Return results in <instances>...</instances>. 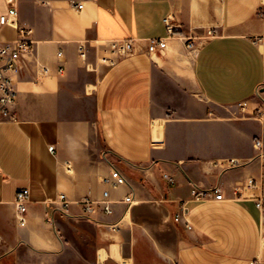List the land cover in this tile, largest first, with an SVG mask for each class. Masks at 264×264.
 Returning a JSON list of instances; mask_svg holds the SVG:
<instances>
[{"label":"crops","instance_id":"0c3cea01","mask_svg":"<svg viewBox=\"0 0 264 264\" xmlns=\"http://www.w3.org/2000/svg\"><path fill=\"white\" fill-rule=\"evenodd\" d=\"M18 9L34 48L13 75L18 121L0 122V264L264 262L260 213L244 197L264 193V0H19ZM167 18L177 36L148 53L143 39L166 37ZM19 28L3 27L0 42ZM178 35L207 38L194 53ZM128 38L137 51L101 62L109 41ZM114 168L126 184L112 185ZM194 185H218L224 199L193 201ZM20 188L30 189L25 225ZM105 190L112 211L86 212L79 200Z\"/></svg>","mask_w":264,"mask_h":264},{"label":"built area","instance_id":"2783aa9c","mask_svg":"<svg viewBox=\"0 0 264 264\" xmlns=\"http://www.w3.org/2000/svg\"><path fill=\"white\" fill-rule=\"evenodd\" d=\"M6 8L4 10L0 9V31L5 26H14L19 28L18 19H19V9L18 4L19 0H3ZM77 8H83V4H75ZM168 26V35L166 37H147L143 39L145 41L146 50L148 53L153 54L159 51H163L168 46V40L172 37L177 36L176 31L173 29L169 23V19H166ZM213 35L212 31L208 32V36ZM185 39L186 46L189 51L196 52L200 45L203 43L204 39L207 37L199 35H178ZM34 48V40L31 37V31L25 28H19V37L14 40L1 41L0 42V122L2 121H18L17 114L13 111V107L17 100V91L14 87L13 75L17 74L22 69V62L24 57L30 53ZM80 50L82 56H86L85 45H80ZM137 51V39L128 38V39H116L109 41L103 53L101 55V62L108 66L118 63L123 57L133 54ZM62 52H59L61 55ZM245 108L246 103L241 105ZM257 147L261 145V140H258L256 143ZM54 145L49 147L51 152L54 151ZM228 166H237L240 164V161L236 158H231L227 160ZM169 181L173 182V177L166 176ZM109 180L111 181L114 187H119L126 184L127 177L121 172L118 168H114L111 172ZM246 186L249 189H262L263 182L261 179H256L254 177H249L246 181ZM244 195H239L238 198H242ZM30 197L29 188H20L16 192L15 205L17 209V217L21 225H25L27 217V207ZM109 190L103 192L102 199H94L90 196L83 197L79 202L84 206L86 212L90 213L94 211L97 204L102 205L103 209L110 213L111 209V200H110ZM245 198H251L254 200L256 207L259 210V226H260V237L264 240V193L258 195L244 196ZM191 198L193 201H204L207 199H224V193L222 189L217 185L210 189H202L197 185H194L191 191ZM59 200L62 202L65 209H68L69 200L65 194L59 195ZM124 202L132 203L133 196L128 195L125 197ZM188 207L186 206V201H183L180 204V211L176 214L175 220L180 221L186 215ZM49 221H52L49 219ZM188 228H191L189 221H186ZM249 264H264L260 258H254L249 261Z\"/></svg>","mask_w":264,"mask_h":264}]
</instances>
